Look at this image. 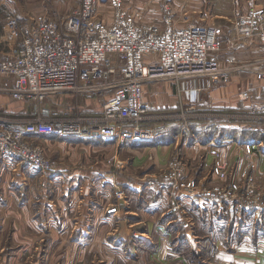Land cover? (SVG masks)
Segmentation results:
<instances>
[{
	"label": "rangeland",
	"instance_id": "obj_1",
	"mask_svg": "<svg viewBox=\"0 0 264 264\" xmlns=\"http://www.w3.org/2000/svg\"><path fill=\"white\" fill-rule=\"evenodd\" d=\"M80 1L0 0V39L10 14L22 21L54 10L64 15ZM123 1L138 22H160L169 14L177 17L180 10L178 0ZM253 2L264 8V0H197V18L187 23L200 21L216 26L222 44L228 47L238 16ZM103 9L110 19V8ZM150 11L153 12L148 14ZM240 48H252L245 54L238 53L242 62L251 64L250 68L264 59V48L257 44ZM183 79L146 83L144 101L149 110L145 120L156 130L155 137L166 129L171 133L170 127L180 120L182 126L193 123L201 129L221 127L220 144L212 139L191 148L194 142L185 140L184 146H172V151L161 158L156 152L165 144L146 142L153 139L132 140L139 149L130 151L123 150L128 141L92 137L84 139L92 144H69L63 141L69 137L55 133L32 135L30 141L43 149L51 167L42 170L15 157L20 169L0 184V202L5 204L0 206L1 217L11 216L12 200L18 211L8 222L0 219V264H66L67 254L74 251L72 242L84 240L77 228V216L89 214V206L96 203L104 216L115 220L112 232L99 241L111 242L128 255L137 250L134 233L160 230L151 251L155 264H238L233 255L238 250L254 251L264 263V117L252 112L264 102V84L248 69L238 70L218 84L203 78ZM5 81L9 83L11 79H0V114L9 117L13 125L24 126L36 117L34 105L13 98ZM191 85L206 88L196 100L182 95ZM245 90L250 92L249 98L241 96ZM98 103L92 95L61 93L53 96L48 106L59 118H88L100 114ZM101 140L104 143L96 144ZM112 141L118 143V149L109 145ZM249 143H254L251 151L247 149ZM208 144H217L218 152L213 153ZM181 162L185 171L179 176L176 166ZM218 162L225 166V177L216 170ZM183 177L193 181L194 190L181 186ZM134 184L139 186L135 193L128 189ZM82 199L87 200L83 203ZM173 202L179 205L174 208ZM144 210L148 217L142 213ZM63 214V219L69 218L70 222L59 220ZM33 219H37L36 224ZM65 224L71 229L60 234L59 228ZM90 236L86 239L90 240ZM74 260L69 257V264ZM104 263L98 257L86 264Z\"/></svg>",
	"mask_w": 264,
	"mask_h": 264
},
{
	"label": "built area",
	"instance_id": "obj_2",
	"mask_svg": "<svg viewBox=\"0 0 264 264\" xmlns=\"http://www.w3.org/2000/svg\"><path fill=\"white\" fill-rule=\"evenodd\" d=\"M104 6L110 8L111 20L106 18ZM228 41L224 47L220 29L214 25L193 21L178 26L171 14L159 23L138 22L123 0H81L67 14L54 10L23 21L10 14L0 39V79H11L4 82L9 84L11 96L32 103L36 117L24 126H15L0 114V158L18 157L20 162L49 169L51 162L43 149L30 141L32 135L42 133L118 142L153 139L156 130L143 124L149 110L144 101L147 82L203 78L218 84L234 72L248 69L264 84V59L253 69L234 52L253 44L264 48V8L253 2L241 13ZM205 89H189L187 98L196 100ZM61 93L95 96L101 103L100 114L56 117L48 104ZM241 96L251 94L245 90ZM252 112L264 117V102ZM188 129L187 123L182 126V138ZM253 144H248L249 151ZM208 146L218 152L217 144ZM216 170L222 177L227 175L220 162ZM176 171L179 176L184 174L182 162ZM181 186L195 189L193 181L185 177Z\"/></svg>",
	"mask_w": 264,
	"mask_h": 264
},
{
	"label": "crops",
	"instance_id": "obj_3",
	"mask_svg": "<svg viewBox=\"0 0 264 264\" xmlns=\"http://www.w3.org/2000/svg\"><path fill=\"white\" fill-rule=\"evenodd\" d=\"M178 1L180 2L179 8H178L180 10L178 11V13H176L177 17L175 16L176 25L185 26L182 24L187 23L191 19L196 20L197 17H195L196 16L195 14L199 13V11H197V6L195 5L197 0H178ZM181 2L183 4H181ZM152 12L153 11H150L148 14H151ZM180 15H184L185 17L182 18ZM191 15L193 17H190ZM108 20H111V18ZM182 20H184V21H182ZM160 22H162V21H160ZM182 22H184V23H182ZM157 23H159V22H157ZM0 48H2L1 44H0ZM252 48H238L236 53L237 54L238 53L239 54H241V53L245 54L244 51H251ZM195 87H198V86L191 85L190 87H187V89H192ZM258 90H260V89H258ZM187 91L183 90V94H182L186 99H188L187 98L188 97ZM22 101H21L22 103L28 102L25 100H22ZM99 103H100V101H99ZM99 106H100L99 112H101V103L99 104ZM8 110H10V109H8ZM143 124L149 125L151 123H149V121L146 120V121H143ZM45 135L46 134H44L42 136L44 137ZM181 135H182V133H181V131H179L176 134V136L174 138H172L173 142H169L170 140L161 141L162 144H165V145L158 146V149H160V150H158V152H156L157 156H159L161 158L165 157V155L171 150L170 148L174 145H175V147H177L179 145L184 146V143L182 141H185L186 136L187 137H189V136L186 135V136H184L185 138H182ZM213 140L219 144L221 142L220 138H217V137ZM63 141L69 142V144H73V143L81 144V143H83V141L87 142L89 144H92L91 142H89L87 140L79 139L78 137H75V136L63 139ZM187 141H188V138H187ZM102 142H103V140H101L99 143H96V144H98L100 146ZM201 142L202 141H198V140L194 141V143L191 144V148L197 146L198 144H201ZM108 143H110L109 145H111L113 147L116 146V149H118V146H117L118 143L113 142V141L108 142ZM133 148L139 149V148L133 146L132 141H130V142L128 141V143H126L125 146L123 147V150L127 149V150L131 151V149H133ZM221 148L223 149V145ZM154 149H157V147H155ZM160 152H163L164 154L160 155ZM19 169H20V163L18 160H16V159L13 160L10 157L4 158V159L0 158V177H1L0 184L3 185V183L6 182L5 181L6 177L9 176L11 172H14L15 170H19ZM128 189L131 190V192L135 193V190L139 191V186H136V184H134V186H132ZM86 200H83V203ZM13 201L14 200H12V204H13L11 207L12 210H10L9 212L12 213L11 216L14 215V217H15V215L17 216L16 212H18V211H15L14 208L16 207V205L14 204ZM127 204L129 205L130 203L127 202ZM4 205L5 204L3 202H0L1 207ZM89 205H90V201H89ZM89 208L92 210L89 214H86V215L82 214L81 216H77L78 220H79L78 221L79 225L77 228L80 229V233H79L80 237L84 240H82V241L80 240L78 242L74 241L75 243L72 242L73 246H74V249H73L74 251L72 253H68V254L66 253L67 256L71 257L73 260L76 258V260H74V264H86L88 261L94 262L95 259L98 257H100V261H105L104 264H155V262L151 258V251L153 250L152 245L157 241L158 237L160 238V235L158 236L160 230H156L152 234H150L149 231H143V232L138 231V232L134 233L136 236V239H137V244H138L137 250L135 248L133 250V252L130 255H128V254H126L125 251H123L121 248H119L117 246H114L111 242L110 243L108 242L109 244L108 243L105 244V243H102L99 241L100 239L107 238L106 236H108V234L112 232V230L115 228V225H114L115 220L113 217L104 216L102 213L101 206L97 205V203L89 206ZM144 212H146V213H144ZM142 213H144V215L146 217H148V212L146 210H144ZM64 215L65 214L59 216V220H61L62 222H65V223L70 222L69 218L67 220L63 219V218H66V216H64ZM4 216H5V218H4ZM4 216L1 217V215H0L1 222H4V221L8 222L9 218L11 216H9L8 219H6V217H8L7 215L4 214ZM14 217H12V218H14ZM36 222H37V219L34 220V224H36ZM66 225L67 224L62 225V227L59 228L60 234L67 233L66 231H69V229H71L70 228V225L72 226L71 223L69 226H66ZM133 225H135V223H133ZM89 235H91L89 238L90 240L86 239V237ZM85 241H87V242H85ZM61 244H62V241L60 243V246H61ZM60 246H59V248H60ZM220 252L222 253V255L224 257H226L225 252L223 250H220ZM234 253L235 254H233V255L237 256L238 264H264L262 262V260H260L258 257L257 258L255 257L254 251L249 252V251L238 250L237 252H234ZM69 257L67 258L66 264H69ZM247 257H253V258L251 259V258H247Z\"/></svg>",
	"mask_w": 264,
	"mask_h": 264
},
{
	"label": "trees",
	"instance_id": "obj_4",
	"mask_svg": "<svg viewBox=\"0 0 264 264\" xmlns=\"http://www.w3.org/2000/svg\"><path fill=\"white\" fill-rule=\"evenodd\" d=\"M173 123V122H172ZM211 127V126H209ZM171 128V133L169 132V129H166V131L163 132H159L157 134V138L154 137L153 140L150 141H146L148 143H160L163 140H172V138H174L176 136V134L181 131L182 128V124H181V120L179 122H175V124L173 123V126L170 127ZM162 130H165L164 128ZM223 129L221 127H216V128H208V129H201L198 128L196 124H190V127L188 129V131L186 132V134L189 136H186V140L188 138V140H191L192 142L194 141H202V142H206V141H211L212 139L217 138H222L223 134L222 131ZM205 133V135H203ZM45 133H42V135H44ZM48 134V133H46ZM168 134L169 137H165V135ZM164 136V137H163ZM232 136V135H231ZM163 137V138H162Z\"/></svg>",
	"mask_w": 264,
	"mask_h": 264
}]
</instances>
